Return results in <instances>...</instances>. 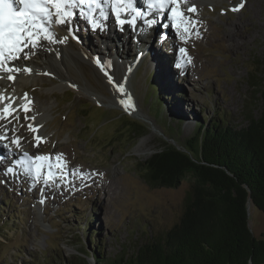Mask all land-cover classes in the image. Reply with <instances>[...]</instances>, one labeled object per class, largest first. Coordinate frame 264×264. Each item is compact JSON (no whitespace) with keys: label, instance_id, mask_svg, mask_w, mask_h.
<instances>
[{"label":"rangeland","instance_id":"obj_1","mask_svg":"<svg viewBox=\"0 0 264 264\" xmlns=\"http://www.w3.org/2000/svg\"><path fill=\"white\" fill-rule=\"evenodd\" d=\"M242 2L243 8L232 11ZM197 3L195 13L183 8L184 15L195 21L183 40L172 23L165 21L157 23L156 33L153 30L146 41L138 43L133 29L116 39L107 38L108 31L84 26L82 16L77 20L82 26L83 41L76 36L79 44L89 54L115 61L116 65L104 69L114 71L113 84L124 86L121 94L130 104L127 111L143 120L121 113L123 110L116 107L118 91L96 66L70 60L62 65L46 43L43 48L49 52L47 58L34 50L28 59L13 62L21 69L31 59L43 67L51 62L57 68L55 72L46 68L41 79L29 83L25 90L14 84L9 93L0 90L17 99L29 93L32 105L42 112L44 119L35 133L28 130L22 113L18 114L19 121L10 118L11 126L22 129L17 134L22 150L34 151L33 155L63 154L69 171L64 177L67 183L57 177L56 184L50 182L44 187L40 180L33 186L32 177L22 170H15L10 174L13 176L8 174L5 156L0 164V264H53L59 259L78 260L79 256L92 259L90 231L101 237L103 253L125 259L137 246L162 237L179 221L191 180L184 179L176 187H153L142 177L139 163L170 139L182 145L199 128V121L214 122L216 113L222 112L230 124L242 126L249 110L253 114L260 110L259 95L251 81L260 80L256 72L264 56V0ZM112 28L109 25V31ZM163 30L167 37L161 38ZM230 33L239 45H232ZM125 44L131 53H123ZM181 48L186 52L181 53ZM181 60L188 68L177 67ZM152 79H157L161 93H165L167 101L161 100L166 114L156 108L150 96L144 101ZM66 82L67 87H62ZM73 84L90 89L98 101L78 92ZM174 114L184 116L180 123L172 120ZM163 115L170 116L173 124ZM134 121L146 134L139 139L127 125ZM36 135L44 138L39 147L35 146ZM77 169L78 173L89 170L99 174V181L73 184L72 171ZM248 225L254 237L263 236L264 213L251 206Z\"/></svg>","mask_w":264,"mask_h":264},{"label":"trees","instance_id":"obj_2","mask_svg":"<svg viewBox=\"0 0 264 264\" xmlns=\"http://www.w3.org/2000/svg\"><path fill=\"white\" fill-rule=\"evenodd\" d=\"M256 74L260 80L251 81V86L259 95L260 110L258 114L249 110L244 125L230 124L224 113H216L214 122L199 121V128L180 148L164 143L139 163L142 177L153 187H176L191 180L179 221L125 259L103 253L101 237L90 231L91 264H264V235L253 236L246 210L250 198L264 213V56ZM156 80H151L144 101L151 97L163 114L161 99L167 98ZM163 116L173 124L170 116ZM180 118L184 116L174 114L172 120L180 123ZM90 263L79 256L53 264Z\"/></svg>","mask_w":264,"mask_h":264},{"label":"snow or ice","instance_id":"obj_3","mask_svg":"<svg viewBox=\"0 0 264 264\" xmlns=\"http://www.w3.org/2000/svg\"><path fill=\"white\" fill-rule=\"evenodd\" d=\"M147 12L136 6L135 0H0V72L5 73V76H0V79L6 78L9 81L15 79L13 73L25 71L31 72L29 68L15 67L9 62L18 61L21 58L28 59L30 54H34V50L41 46L42 41H47L49 44L56 41L55 30L60 27L66 33L72 34L73 38H77L72 27L74 19L77 15L76 9H79V15L84 17L92 30L103 31L106 28L104 21L109 19L110 14L114 17L116 26L123 31L124 26L135 28L137 19H143L146 26L152 27L157 24V19L148 17H157L165 14L166 10H170L168 19L171 20V26L181 34V39H187L191 33V28L195 21L185 16L181 10V6H186L188 12L195 13L197 10L194 6H187L188 0H145ZM244 7L243 2L234 7L232 11H239ZM127 17V18H125ZM168 25H165L167 27ZM197 35L199 32L197 30ZM69 38L65 35L60 43H64ZM28 49L29 51H25ZM181 53L186 52L184 48L180 49ZM95 63L104 70V65L97 58ZM110 67V62L108 63ZM177 67H181L177 64ZM48 74V73H45ZM110 83L113 82L112 76L105 72ZM72 87H75L73 84ZM116 90L119 93H124V86L117 85ZM22 100L26 101L23 104H17L15 98L5 96L0 93V102L7 101L4 107L0 108V120L11 123L10 117L19 121L18 112L22 111L24 118L29 121H34L35 117H31L28 113L31 111V100L27 94ZM130 101V97L128 98ZM125 106L130 107V104L125 100L119 101ZM28 130L38 132V125L29 123ZM3 128V134H0V142L8 140L4 147L12 151L10 145H15L16 149L21 148V137H8V128L5 125H0ZM15 131V129H13ZM36 147L43 142V137L36 135L34 137ZM19 165L24 173L32 177L33 186L39 182L41 178L43 183L48 185L56 183L57 177H61L62 183L68 181L64 177L68 176L67 162L63 159V154H57L53 157L51 154L30 155L23 152L21 157L14 161ZM59 169V171H57ZM6 171H13L12 168H7ZM74 174L79 170H73ZM83 177L84 173H79ZM44 200L41 199L40 203Z\"/></svg>","mask_w":264,"mask_h":264},{"label":"bare ground","instance_id":"obj_4","mask_svg":"<svg viewBox=\"0 0 264 264\" xmlns=\"http://www.w3.org/2000/svg\"><path fill=\"white\" fill-rule=\"evenodd\" d=\"M140 2V1H139ZM199 2V0H188V5L187 6H194L196 8V3ZM145 4V1L143 2H140V7L142 8V6ZM198 4V3H197ZM182 8H185L186 9V6L182 5L181 6V10ZM76 12L77 14H79V9H76ZM184 14H186V10L183 11ZM188 13V12H187ZM192 14V13H191ZM189 15V14H188ZM193 15V14H192ZM186 16V15H185ZM83 19V17H82ZM84 20V19H83ZM108 21V20H107ZM107 21H104V23L106 24V28L104 29V31H108L109 33L107 34V38H114L116 39L117 37H121V35H123V33L125 34H129L130 31H131V28L130 26H128L127 24L124 26V29L123 31H121L117 26H115L114 28H112L110 31H113V30H116L114 32H110L109 31V25L107 23ZM157 22H160V21H157ZM79 23H82L81 21ZM88 22L86 21L84 26H86ZM73 29H74V34L75 36H78L82 41H83V38L81 37L82 33L80 32L82 30V26L80 24H77V23H73L72 25ZM111 27V26H110ZM118 31H117V29ZM154 30V32L156 33L157 32V27H153V29L151 31H148L146 33H144L143 31V24L141 22H139V19H137V23H136V27L134 28V30L132 31V34H134V38L136 39V41H139L138 43H141V42H144L148 39V35L150 33H152ZM194 30V29H193ZM230 31V30H229ZM124 34V35H125ZM55 35H56V41L55 42H52V43H48L47 41L45 42H41V46L39 48L36 49L37 52L40 51V54L39 56H44L45 58H47V55H49V52L43 48L44 44H48V47L49 49H53L55 50V52L57 53V55L59 56V60L61 61L62 65L65 64V62H69L70 61H77V62H84L86 64H88L89 66L93 65V66H96L97 69H99L100 73L102 74V76H104V78L106 79V81H108V83L110 84L111 87H113L114 89H116V86H113L111 85V83L109 82V80L107 79V76L105 75V69L104 70H101L100 66L99 65H95L93 63L90 62V60L88 59V57L86 56L85 52L83 50L80 49V46L77 45L76 43L70 41V39L68 38L66 42L64 43H60L59 41L62 40L64 38L65 35H68L65 31H63L60 27H56V30H55ZM69 36V35H68ZM109 36V37H108ZM230 36V41H232V45L233 46H236V45H239L240 43L238 42H235L233 37L235 35H233L232 33L229 34ZM161 37V36H160ZM162 38V37H161ZM109 40V39H108ZM179 43V42H178ZM123 44V42H122ZM106 47H107V44H105ZM125 50H123V53H131L130 52V46L125 44ZM139 46V44H137L136 46L134 45V47H137ZM117 47V46H116ZM122 48V47H121ZM28 50V49H25V51ZM122 53V54H123ZM35 55H33L34 57ZM38 56V57H39ZM68 57V58H67ZM107 58L106 56L104 57V59ZM108 59V58H107ZM32 60V59H31ZM31 60H29V62L27 63V66L25 68H29L31 69L32 71L31 72H25V71H21V72H17V73H13V75L15 76V79L12 80V81H9L7 80L6 78L4 79H0V88H3V91H9L10 87H12V85L14 84L15 87H18L21 91L22 90H25V87H27V85L29 83L31 84H34L35 82H37L39 79H41V72L42 71H45L46 68L50 69L51 72H55L57 71V68L55 66H53V64L51 62H49L50 64H48L46 67H43L40 63L38 62H31ZM182 61V60H181ZM110 64H111V67L116 65L115 64V61L112 59L109 60ZM109 62H106V63H103L105 67H107V64ZM176 62V61H174ZM10 64H13L15 66V64L13 62H9ZM189 63V62H188ZM91 64V65H90ZM24 66V65H23ZM188 64L185 62V60H183V64L181 65V67H179V69H182L184 67L188 68ZM191 66V65H190ZM92 67V66H91ZM122 69H124L122 66ZM59 72V71H58ZM108 75L110 76H114V71H107ZM6 74L3 73V72H0V76H5ZM61 76V75H60ZM61 78L65 79L64 77L61 76ZM88 79V78H87ZM67 83V82H66ZM68 83L65 84V83H62L61 86L62 87H67ZM73 88H76L78 90V92L80 93H83V94H87L89 97H91L93 100H96L98 101V98L96 97L95 93H93L90 89L86 88L85 86L83 85H77ZM6 92V93H7ZM0 93H2V90H0ZM9 93V92H8ZM4 94V93H3ZM27 94V93H25ZM23 94L22 96H18L19 98L17 99V97L15 98V101L17 104H23V103H26V101L22 100L21 98L24 97ZM28 98L31 100V102L33 101L32 98L30 97L29 93L27 94ZM123 94L119 93L117 94V97L116 99L118 100L117 102L119 103L118 106H120L121 108H125V106L123 104H121L119 101L120 100H123ZM8 103L7 101H4L3 103H1L2 105L0 106V108L4 107V105ZM33 103H31V111L28 113L29 116L31 117H35V120L34 121H29V120H26L24 118L25 114L20 111L18 112V114L22 113V118L25 119L26 123H33L34 125H38L43 121V116H42V112H40V108L38 109L37 106L35 105H32ZM125 109H128V108H125ZM130 112V111H129ZM133 113V112H132ZM134 114V113H133ZM20 116V115H19ZM11 118V117H10ZM9 118V119H10ZM22 119V120H23ZM144 119V118H143ZM21 120V122H22ZM20 122V123H21ZM19 124V123H18ZM17 124V125H18ZM0 125H5L7 128H8V137L11 138L13 136H18L17 134H19L20 132H22L21 130L22 129H18L16 127H13L11 126V124H9L7 121H3V120H0ZM24 124L21 125L20 128H23ZM13 129H15V131H13ZM24 130V128H23ZM3 131L4 129L3 128H0V134H3ZM41 132V131H40ZM28 133V132H27ZM25 134V133H24ZM38 134V133H37ZM21 135H23L21 133ZM26 135V134H25ZM21 137V136H20ZM3 146H0V151H5L7 149L4 148V144L5 143H9L8 140H5L3 142ZM21 146L23 147V144H22V141H21ZM10 147L12 148V151H9L8 150V154L10 156V158H7L6 157V160L9 159V160H14V159H17L15 157H19L23 154V152H27L29 153L30 155H33L32 153L34 151H31V150H21V149H16L15 145H10ZM39 151V150H38ZM36 154V153H35ZM44 154V153H43ZM37 155V154H36ZM47 155V154H46ZM55 156V155H53ZM10 163V162H9ZM69 165V164H68ZM19 166V165H18ZM22 170V169H21ZM59 171V169L57 170ZM69 171V170H67ZM73 172V171H72ZM83 172H85L83 177H81L79 175V173H75L73 172V180H72V183L75 184V183H80V182H85V181H88V182H95L99 179V174L96 175L94 174L93 172L89 171V170H84ZM24 173V172H23ZM26 174V173H25ZM27 176V175H26ZM43 180V179H41ZM58 180V179H57ZM99 181V180H98ZM44 184V183H43ZM56 184V183H55ZM44 187H45V184H44ZM250 207H251V203L249 204Z\"/></svg>","mask_w":264,"mask_h":264},{"label":"water","instance_id":"obj_5","mask_svg":"<svg viewBox=\"0 0 264 264\" xmlns=\"http://www.w3.org/2000/svg\"><path fill=\"white\" fill-rule=\"evenodd\" d=\"M69 39H70V41L74 42L70 37H69ZM74 43H75V42H74ZM89 60H90V59H89ZM90 62L92 63L91 60H90ZM107 82H108V81H107ZM111 85H113V84H111ZM113 86H114V85H113ZM97 105H98V104H97ZM116 107H118L120 110H123L121 113H123L125 116H127V114H128L129 116H131V117H133V118H139V119L143 120L142 117H140V116H138V115H136V114H133V113L127 111V109H125V108H121L120 106H116ZM127 125H129V127H130V131H131L132 133L136 134V138L139 139V138L143 137L144 135H146V134L143 132V130L141 129L140 125H138L135 121L132 122V124H127ZM136 127H137L138 129H136ZM170 141H171V142H164V143H171V144L175 145L177 148H180V146H179L177 143H175L172 139H170ZM164 143H162L161 146H163ZM161 146H160V148H159L158 150L161 149ZM158 150H157V151H158ZM155 152H156V151H154L153 153H155ZM153 153H152V154H153ZM144 161H145V160H144ZM144 161H143V162H144ZM250 203H251V206H253L251 199L248 198V199H247V202H246L247 215L249 214V208H250V205H249V204H250ZM86 258H87V261L90 263V262H91L90 259H89L88 257H86ZM90 264H91V263H90ZM249 264H252V262L250 261Z\"/></svg>","mask_w":264,"mask_h":264}]
</instances>
